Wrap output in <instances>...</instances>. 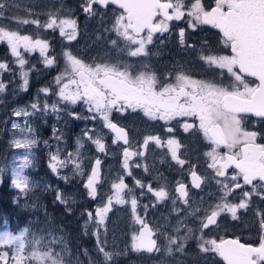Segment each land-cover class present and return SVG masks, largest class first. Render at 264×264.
Returning <instances> with one entry per match:
<instances>
[{"label":"snow or ice","instance_id":"6c2138e0","mask_svg":"<svg viewBox=\"0 0 264 264\" xmlns=\"http://www.w3.org/2000/svg\"><path fill=\"white\" fill-rule=\"evenodd\" d=\"M214 3L209 10L203 0H81L80 8L87 19L97 17L103 23L105 16L111 14L112 23L104 31L114 33L116 39L108 40V43L126 57L135 59L88 63L65 48L61 52L64 69L54 77L55 88L38 89L33 101L12 111L13 117L22 119L23 124L15 120L11 123L12 138L8 147L22 154H14L11 164L0 166V184L10 174L11 187L18 190L14 198L16 203L22 197L27 199L37 186L27 174V170L34 167V149L39 143L31 118L54 113L60 120L64 113L70 120L92 121L98 125L83 129L82 136L76 139L75 152L64 151L60 146L63 133L57 134L58 130L53 126L56 146L55 151L48 152V167L67 182L69 177L61 170L71 166L72 175L85 180L83 187L87 196L92 200L100 197L94 209H85L81 215L87 216L84 234H89L90 225L93 228L94 251L102 257L103 264H114L125 254L114 247L109 249L106 221L116 205H128L132 221L139 225L131 234V250L137 253L161 251L158 240L165 234L159 233L158 225H149L146 219L149 205L141 204L139 197L150 193L155 198L153 207L167 201L170 192L166 178L161 174L165 182L154 188L133 173L134 168H142L145 173L149 171L142 160L150 144L155 148H166L181 177H190L188 184L183 179L174 182L173 190L177 194L172 197L174 211L178 215L181 211L175 207L177 200L187 206L185 218L177 221L174 231L179 233L181 227H186L187 234L167 236V253L172 254L173 246L176 251L183 252L187 242L195 238L200 253L206 258L214 254L223 264H264V210L253 207V197L264 200V142H258L264 141V0H214ZM8 6L9 0H0V44L6 45L13 57L12 65H18L23 81L20 88L27 92L30 72L37 68L35 64L29 65L26 54L38 52L41 58L38 63L46 68L55 67L57 63L55 55L50 53L49 40L41 38L39 30L58 31L60 37L71 44L78 39L79 25L71 9L63 13L46 12L47 19L43 22L40 13L26 9L25 17H10L18 25L13 28L2 22ZM181 21L186 28L178 26ZM24 25H34L33 34H25ZM204 26L219 31V43L229 54L214 51L207 40H202L199 45L189 42L191 33ZM173 35L181 51L196 52L197 59L207 68L218 71H213L207 78H194L177 62L171 68L157 72L150 58L160 56V49ZM13 72L14 68L7 61H0V96L8 87L4 74ZM40 94L56 99L49 105L46 98L40 99ZM78 105L88 115L75 111ZM134 113L153 123L162 122V131L166 135L146 133L134 149L126 126L119 122V117ZM114 114L119 116L114 118ZM177 128L200 136L206 144L207 150L202 153L204 170L197 171L198 161L189 158L187 145L175 135ZM108 134L113 136L112 145L122 142L116 152H110ZM85 137L98 155L91 158L81 155ZM43 143L46 148H52L48 141ZM64 143L66 145V141ZM117 153L122 155L123 174L118 173L115 179L109 180L102 170V156ZM85 159H90L87 169ZM164 162L161 159V163ZM126 177H132L133 187L126 183ZM206 179L214 181L219 195L209 193L214 202H205L204 197L193 201L189 195L190 187L201 189ZM106 183L108 192L103 190ZM136 189L141 190L139 196ZM237 195L238 203L229 199H235ZM55 199L61 204L69 202V197L59 189H56ZM25 207L29 205L25 204ZM250 208L256 218V246L242 243L239 238L216 239L205 235V230L215 231L220 227L222 216L230 215L232 220H239L238 212H247ZM188 217L199 221L195 230L185 224ZM48 236V244L44 245V235L31 232L29 227L21 229L19 234L3 232L0 234V264H65V258L70 254L66 241L52 235L51 230ZM82 254L89 264H98L87 249Z\"/></svg>","mask_w":264,"mask_h":264},{"label":"flooded vegetation","instance_id":"af4514ba","mask_svg":"<svg viewBox=\"0 0 264 264\" xmlns=\"http://www.w3.org/2000/svg\"><path fill=\"white\" fill-rule=\"evenodd\" d=\"M70 1V0H66ZM204 5L207 9H211L215 5H212L214 0H203ZM81 3V0H79ZM37 4V3H35ZM59 9H54L53 12L59 11L61 13L65 12L66 9H70L72 7L71 3L66 2L67 8L64 7L65 3L57 2ZM47 6H49L47 4ZM37 11L40 10V6H35ZM42 7H46L43 5ZM52 9V8H51ZM45 13L48 12V9H45ZM72 16H77L76 18L79 20V36L78 39L74 42L69 44L67 41L63 40L60 37L59 32H50L45 29H40L41 38H46L50 42V50L54 53L57 61V66L49 68L48 74L50 82L46 83L45 81H40L39 84H34L35 86H50L55 88L54 85V77H56L64 69V58L61 55V52L68 48L73 53H75L78 57L82 58L84 61L91 63L93 61L99 62L101 60H112L115 61L116 59H135V58H128L123 53L119 52L118 50L112 48V46L108 43V40L116 39L110 38L108 33H101L106 27L100 26L99 22H93L97 20V17H92L87 19L79 7L78 11H72ZM85 18L86 21L82 19ZM91 20V21H88ZM43 22V21H42ZM179 27H187L183 23V21L178 22ZM35 30V29H34ZM99 32V39L92 38V40L88 39L87 37H91V34ZM101 33V34H100ZM86 38V40H83ZM220 33L216 29H212L209 26H204L202 29H198L196 32L191 33L189 42L195 45H199L202 40H207L208 43L212 46V49L216 52L221 54H229L226 49L222 48V45L219 43ZM122 46V45H121ZM161 55L156 57L153 56L150 58V62L152 66L155 68L157 72H163L166 68H171L174 64L179 62L180 65H183L184 70L192 73L194 78H207L209 77L213 71H218L214 69L207 68L201 61L197 59L196 52L193 51H181L179 45L176 42V37L173 35L171 39L167 41L166 46L160 49ZM61 56V57H60ZM64 61V62H63ZM38 67L42 66L37 62L36 64ZM44 66V65H43ZM45 67V66H44ZM40 72V71H39ZM39 72L37 73L36 77L39 79ZM47 74V76H48ZM226 79V77H225ZM40 83H44L40 85ZM80 108H82L80 106ZM119 114H114V118L118 117ZM119 122L126 126V130L129 132V137L133 140L132 147L135 149L138 147L137 141H140L142 137L148 133H156L160 134L161 136L166 135L162 131V122H150L147 121L146 118L142 117L139 113L131 114L127 117H119ZM259 127V124L256 125ZM176 137L181 140V142L187 145L188 149V156L193 162L198 161L197 171H202L205 168L204 165V157L202 153L207 150L206 144L203 142L200 136H193L190 133H184L182 129L177 128L175 133ZM113 138V136H112ZM264 142V141H258ZM122 145V142L119 144ZM122 156V155H121ZM138 159V158H137ZM161 159H164V163H161ZM142 163L146 164L149 168L147 173L144 172V183H151L152 186L155 188L157 187L158 183H164L165 180L161 178V174L163 178H166V183L168 190L170 192L169 199L164 203L157 204L155 207L152 206L154 202V197L148 193L139 197L141 204H148L149 207L147 209V222L150 226H157V222L155 223L151 217H159L160 221H163V224L159 225V233H164V236H161L158 240V244L161 246V251L159 253H145L140 252L141 262L144 264H179V261H176V246H173V252L171 255L166 254V246H162L163 244L167 243V235L171 236V234L177 235L175 233L174 228L175 222L179 220L178 217H185L184 209L187 207L182 204L181 201L177 200L175 207L181 209L179 215L174 211V205L172 203V197L177 195L174 192V182L180 179L188 184L190 181V177L184 175L181 177L180 172L177 171V165L174 161H171L170 154L167 153L166 148H155L153 145H149L147 150L146 156L142 160ZM187 167V165L185 166ZM141 168H134V170H140ZM231 171V170H230ZM130 182H133L132 177H129ZM190 187V185H189ZM218 188L215 185L214 181H209L208 179L205 180V184L202 185L201 189H191L190 187V198L193 201H199L201 197H204L205 202H214V197L209 195V193H219L216 191ZM140 189H136L137 195L139 196ZM233 202H239V196L237 195L235 199L230 197ZM253 207H258L264 210V200L259 199L258 197H253ZM138 211H143L142 209L138 208ZM240 216L239 220H232L230 215L222 216L221 217V224L220 227L217 228L215 231L212 230H205V235L211 238H225V239H232V238H239L242 243H249L253 246L258 244V235H257V227H256V218L253 216L252 209L250 208L249 211L244 212L241 210L238 212ZM131 217V213L130 216ZM131 221L132 231H136L139 228V225H135ZM188 223H192L194 226V230L199 224L198 220H195L193 217H188L186 220ZM158 233V234H159ZM198 235V233H197ZM189 253L191 255H186V258L190 257L188 261L180 262V264H223V261L220 260L219 257L215 256L214 254H210L207 258L200 253L199 248L197 246V240L195 239L194 243H191L189 246ZM158 260V261H157ZM157 261V262H156Z\"/></svg>","mask_w":264,"mask_h":264},{"label":"rangeland","instance_id":"374dc122","mask_svg":"<svg viewBox=\"0 0 264 264\" xmlns=\"http://www.w3.org/2000/svg\"><path fill=\"white\" fill-rule=\"evenodd\" d=\"M45 2L48 3V5L52 9H55V8L59 9V6L56 4L57 2H61V3L69 2V3H71L72 7L70 9L72 11L74 10L75 12L78 11L79 7H80L79 0H70V1H66V0H45ZM45 2L42 0H37L36 3L39 6H40V4H42V6H43L45 4ZM32 3L34 4L35 0H33ZM9 4L17 5V8H19V0L15 3L14 2L11 3V0H9ZM212 5H215V3L213 2ZM50 7L48 8V10H51ZM37 13H38V11H37ZM42 17H46V19H47V16H43L40 14L39 18L41 19ZM73 17L76 18L77 16L76 17L73 16ZM82 20L83 21H81V22L86 21L85 18H83ZM77 21H79V20L77 19ZM88 21H91V20H88ZM93 22H99L100 26L108 28L112 23L111 14H108L105 16L103 23H101L98 18H97V20H95ZM34 28H35V26H34ZM47 31H48V34L50 32H52L51 30H47ZM101 33H108L110 35V38H116L114 33L105 32L104 30H102ZM25 34H28V33H25ZM98 34H99V32L96 33L94 31V33L91 34V37H87V38L92 40V38L99 37ZM83 40H86V38H84ZM0 46H1V44H0ZM6 49H7V47H6ZM7 52H8V49H7ZM50 53L54 54L53 52H51V50H50ZM73 54L76 55L75 53H73ZM26 58L29 60V65L30 64L36 65V63L41 59L39 57L38 52L32 53V54H26ZM40 64H42V63H40ZM15 66L17 67L16 70L18 71V73H17L18 75H17V78H15L12 82H19V85L18 86L14 85L11 87V86H9V84L7 82L4 81L8 85L7 88H11L13 90V95L11 96V99L7 102L8 107H7V110L5 109L6 112L0 110V166H3L5 164H11V160H12V157L14 154L15 155L22 154V152L15 150V149H11L8 147V143H9L10 139L12 138V133H11V131H9V129L11 127V123L13 122V120H15L17 123L23 124L22 119L13 117V115H12L13 109L17 108V107H24V106L28 105L37 96V91L35 92V91H33L34 88L33 87L31 88L32 72H30V77H29V79H30L29 89L27 92H24L20 88V85L23 83V81L19 75L18 65H15ZM56 66H57V64H56ZM26 67H28V66H26ZM47 69H49V68H47ZM62 71H63V68H62ZM13 76H9V77L13 78ZM26 94L28 96H26ZM45 98L48 100L49 105H51L56 99V97H53V96L45 97L44 94H40L41 100H43ZM5 108H6V106H5ZM74 110L81 112L85 116L88 115V113L83 108H80L79 105ZM31 119L33 121V127L36 129V137L39 141L38 145L34 149V154H35L34 168L35 169L37 168L36 162L38 161L39 153L44 152L48 157L49 151H55L56 141L53 139V126H55L56 129L58 130L57 134L63 133V140L60 142V146L64 149L65 152H75L76 151V149H77L76 139H77V137L82 136L83 129H85L86 127H98L96 122L86 121V120H70L67 117V115L64 113H61V119L60 120L56 119V115L54 113H49L47 116H44V117H41L40 114H37L35 117H33ZM4 122H7V123L5 124ZM103 132L107 134L106 129H103ZM112 139H113L112 135L108 134L107 135V143L111 146L110 152H116V149L119 148L120 145H112ZM84 140H85L84 148L80 149L81 155L87 156L88 158H91V157L98 155V153H96V151H95L94 146H92L90 143L87 142L86 137L84 138ZM44 141H48V143L50 145H52V148L51 149L46 148L44 143H43ZM65 141H66V145L64 143ZM102 159H103L102 170H103L104 174L108 177L109 180L115 179L118 173L123 174V170L120 167V165L122 163L121 154L117 153L115 155L110 154L108 156H102ZM84 166L86 169L88 167H90V159L84 160ZM34 168H32V170H35ZM29 170H27V174H28ZM61 172H62V174L67 175L69 177V180L67 182L60 179L64 185V189L61 190V192H63L66 195V197H69V202L67 204H65V206H67V209H72L73 207L77 206L76 204H83L84 202H85V206L87 207V208H85L83 206L84 209H89V210L94 209L97 206V204L99 203L100 197L98 196L97 200H92L91 198H89L87 196L86 190L83 187L85 180L81 179L78 176H73L72 171H71V166L68 169L61 170ZM133 173L136 176V178L144 181L145 174H144V171L142 168L140 170H134L133 169ZM6 179H9L10 185H11L10 174L5 176L4 180H6ZM126 183L130 187L134 186L133 182H130L129 177H126ZM1 185L2 184H0V186ZM13 190L18 194V190H15V189H13ZM103 190H104V192H108L107 183L103 185ZM21 199H20V201H21ZM20 201H19V203H20ZM72 201H75V202L73 203ZM129 216H130V207L128 205H123V206L116 205V206H114L113 211L111 213H109L108 220L106 221V225L108 227L109 249L111 250L114 247L117 250L121 251L122 253H125V254H122L118 259H116L114 261V264H144L141 262L142 257L140 256V254L135 252V251H132L130 248L131 234L133 233V231H132L131 222H130L131 217H129ZM83 217H85L84 218V222H85L87 220V216L83 215ZM151 218L155 223L157 222L156 225L159 226V225L163 224V221H160L159 217H151ZM178 218L180 220V219H184L185 217H178ZM185 224H187L188 227H192L194 229V227H193L194 225L192 223H188L185 221ZM14 225L16 227V223H14ZM176 225H177V222H175V227H176ZM24 227H27V226L19 227L18 229H13L11 226V223L7 219H4L3 224L0 226V234H2L3 232H6V231H11L14 234H19V231L21 229H23ZM172 227L175 228L173 225H172ZM34 230L38 231L37 228H35ZM92 231H93V228L90 225L89 229H88V232H89L88 236H90L93 239L94 245L92 248L88 249V251H89L90 255L95 258V260L98 262V264H103L102 257L99 256L94 251L96 241H95V237L91 235ZM185 234H187V228L181 227V230L179 233H177V235L171 234V236L178 237V236H182ZM167 236H169V235H167ZM194 241H195V238L190 239L187 242L183 252H179V251L175 252L177 254V255H175L176 261H179V264H180V262L182 263V262L188 261V259H191L190 257L186 258V255L192 256V254H190L188 250H189V246L191 245V243H194ZM179 242L180 241L178 240V243ZM166 245H167V243L163 244L162 246L164 247ZM166 254L168 255L167 251H166ZM152 264H155V263H152Z\"/></svg>","mask_w":264,"mask_h":264},{"label":"trees","instance_id":"16d2710c","mask_svg":"<svg viewBox=\"0 0 264 264\" xmlns=\"http://www.w3.org/2000/svg\"><path fill=\"white\" fill-rule=\"evenodd\" d=\"M17 1L18 0H11V3ZM32 1L33 0H19V8H17V5L9 4L6 17L2 22L13 28L17 27L18 25H16L15 21L10 19V17H25L27 15L26 9H33L37 12L38 9L35 7L39 6L35 4L37 0H35L34 4ZM42 1L45 2V0ZM47 4L46 2L44 4L46 7H42V4H40L38 13L46 16L44 13L46 11L45 9L50 7L47 6ZM64 7L67 8L66 3ZM49 11H54V9L48 10V12ZM40 20L44 21L46 17H42ZM33 28L34 25L22 26L23 32L28 34H33L35 29ZM12 60L13 57L7 52L6 45L1 44L0 61H7L15 69L13 73H6L3 77L4 81L11 87L19 85V82H12L18 75V71L16 70L17 67L12 65ZM36 68L37 71H32L31 82V88L33 87V91L35 92L42 88V86H38L40 81H45L46 83L50 82L48 69L43 65L40 67L36 65ZM38 72L39 79L36 77ZM9 76H13V78ZM36 83L38 84L35 86L34 84ZM42 84L44 83H40V85ZM5 92L6 93L0 96V100L3 101V103L0 104V110L4 112L7 110V102L11 99L13 90L7 88ZM26 96L28 95L26 94ZM36 167V169L33 167L36 171L30 169L28 174L37 186L30 196L27 199L22 198L20 203L14 202L17 193L12 189L9 179L4 180V183L0 186V226L3 224L4 219H7L11 223L13 229L27 226L30 228L31 232H35L37 235H44V245L48 244V240L50 239L48 232L51 230L52 235L63 237L67 243L70 254L65 258V264H77V261H79L80 264H89L88 258L85 257L82 252L84 249L88 250L92 248L94 241L90 236L84 234L83 224L85 217H83L81 213L85 210L84 207L87 208L85 202L83 204H76L77 206L73 207L71 211H67V206L59 203L55 199L56 189L61 191L64 189V185L56 174H53L49 169L48 157L44 152L39 153ZM25 204H28L29 207H25ZM33 204L35 207H31ZM14 223H16V227ZM35 228H37L38 231H35ZM44 245H42V247ZM53 247H56L57 251L60 250L56 245H53Z\"/></svg>","mask_w":264,"mask_h":264},{"label":"water","instance_id":"95a60500","mask_svg":"<svg viewBox=\"0 0 264 264\" xmlns=\"http://www.w3.org/2000/svg\"><path fill=\"white\" fill-rule=\"evenodd\" d=\"M217 30V29H216Z\"/></svg>","mask_w":264,"mask_h":264}]
</instances>
